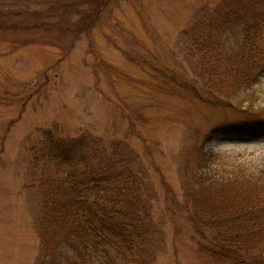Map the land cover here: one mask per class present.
<instances>
[{
	"label": "rangeland",
	"instance_id": "obj_1",
	"mask_svg": "<svg viewBox=\"0 0 264 264\" xmlns=\"http://www.w3.org/2000/svg\"><path fill=\"white\" fill-rule=\"evenodd\" d=\"M221 1L0 0V264L37 260L42 195L27 187L46 134L60 144L90 135L131 150L162 233L153 264H214L170 201L198 192L193 182L208 167L264 185V136L224 135L264 114V74L248 107L202 102L230 101L218 87L207 92L202 40L193 38L200 12ZM207 194L201 202L212 208L225 211L231 201Z\"/></svg>",
	"mask_w": 264,
	"mask_h": 264
},
{
	"label": "trees",
	"instance_id": "obj_2",
	"mask_svg": "<svg viewBox=\"0 0 264 264\" xmlns=\"http://www.w3.org/2000/svg\"><path fill=\"white\" fill-rule=\"evenodd\" d=\"M200 13L193 38L202 40L207 92L218 87L230 99L202 102L212 108L252 105L250 93L264 74V0H222ZM226 129L224 135L262 138L264 114ZM46 136L44 151L31 161L35 181L27 187L42 195L35 264H153L162 233L150 215L154 198L143 199L146 173L133 152L120 143L109 148L90 135L63 144ZM210 169L193 182L198 192L183 204L170 201L173 211H185L198 238L195 249L210 262L264 264V185L240 171L220 177ZM203 194L231 201L223 211L222 205L201 202Z\"/></svg>",
	"mask_w": 264,
	"mask_h": 264
}]
</instances>
